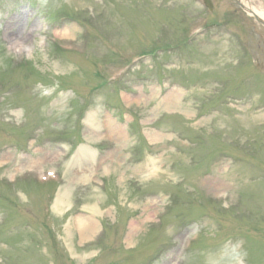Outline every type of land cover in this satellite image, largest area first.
<instances>
[{
  "label": "rangeland",
  "instance_id": "374dc122",
  "mask_svg": "<svg viewBox=\"0 0 264 264\" xmlns=\"http://www.w3.org/2000/svg\"><path fill=\"white\" fill-rule=\"evenodd\" d=\"M207 1L0 0V264H264V27Z\"/></svg>",
  "mask_w": 264,
  "mask_h": 264
},
{
  "label": "bare ground",
  "instance_id": "6f19581e",
  "mask_svg": "<svg viewBox=\"0 0 264 264\" xmlns=\"http://www.w3.org/2000/svg\"><path fill=\"white\" fill-rule=\"evenodd\" d=\"M258 13V12H257ZM261 20H264V14L263 13H258L257 15ZM67 33H63L62 36H66ZM10 38V45L15 48V49H20L21 47H23V44H22V39L18 37V35H15V34H12L9 36ZM173 92H171V94L169 95L168 99L165 101V105L168 107V106H172L174 105L175 106V103H174V100L176 99V93L172 94ZM89 125L91 127H94L91 123H89ZM113 130L114 131H117V128H114L113 127ZM64 198H61V201H60V204L63 205L64 203ZM58 202V200H57ZM79 224L77 225V228L80 229L81 231H84V232H91L92 231V223L91 222H88V220H83V219H80V221L78 222Z\"/></svg>",
  "mask_w": 264,
  "mask_h": 264
},
{
  "label": "water",
  "instance_id": "95a60500",
  "mask_svg": "<svg viewBox=\"0 0 264 264\" xmlns=\"http://www.w3.org/2000/svg\"><path fill=\"white\" fill-rule=\"evenodd\" d=\"M239 6H240V8L242 9V10H244L247 14H249V15H251L253 18H254V20L257 22V23H259L260 25H262V26H264V22L254 13V12H252L250 9H248V8H245L241 3H240V1H238V0H234Z\"/></svg>",
  "mask_w": 264,
  "mask_h": 264
},
{
  "label": "clouds",
  "instance_id": "9594fccd",
  "mask_svg": "<svg viewBox=\"0 0 264 264\" xmlns=\"http://www.w3.org/2000/svg\"><path fill=\"white\" fill-rule=\"evenodd\" d=\"M241 255V259L238 261H233L232 264H242V254Z\"/></svg>",
  "mask_w": 264,
  "mask_h": 264
}]
</instances>
